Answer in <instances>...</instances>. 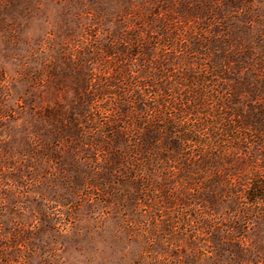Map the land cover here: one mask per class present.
<instances>
[{
  "label": "rangeland",
  "instance_id": "obj_1",
  "mask_svg": "<svg viewBox=\"0 0 264 264\" xmlns=\"http://www.w3.org/2000/svg\"><path fill=\"white\" fill-rule=\"evenodd\" d=\"M0 264H264V0H0Z\"/></svg>",
  "mask_w": 264,
  "mask_h": 264
}]
</instances>
